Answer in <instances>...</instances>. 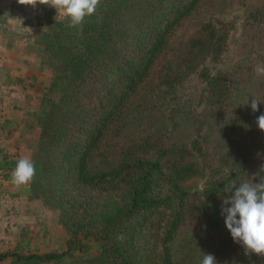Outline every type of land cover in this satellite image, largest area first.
I'll use <instances>...</instances> for the list:
<instances>
[{"label": "trees", "instance_id": "1", "mask_svg": "<svg viewBox=\"0 0 264 264\" xmlns=\"http://www.w3.org/2000/svg\"><path fill=\"white\" fill-rule=\"evenodd\" d=\"M198 2L100 0L95 13L76 27L51 6L37 4L33 44L36 63L50 74L48 82L24 115L0 117V132L12 138L22 124L32 130L28 149L36 174L11 195L26 193L52 207L66 235L57 249L0 251V261L201 264L204 254H212L217 264H264V255L246 256L226 226L217 243L189 236L173 246L179 226L202 210L187 187L203 176L194 159L203 153L198 139L165 146L162 136L150 135L126 146L117 163L98 171L88 168L111 125L127 120L132 95ZM228 39L222 20L200 23L170 49L173 55L158 68L157 86L172 91L199 70L208 108L228 124L248 157L264 149V132L251 107L233 100L225 71L212 74L205 65L222 60ZM255 59L256 66L264 65V52H256ZM17 144L14 150L0 146V176L9 182L21 158ZM260 170L258 175H264ZM229 183L222 168H213L202 181L201 196L215 201ZM120 235L123 240L117 239Z\"/></svg>", "mask_w": 264, "mask_h": 264}, {"label": "rangeland", "instance_id": "2", "mask_svg": "<svg viewBox=\"0 0 264 264\" xmlns=\"http://www.w3.org/2000/svg\"><path fill=\"white\" fill-rule=\"evenodd\" d=\"M52 8L55 15H64L62 10ZM35 15L36 7L20 5L17 0H0L1 118L24 115L48 82L50 74L36 63ZM214 19L222 20L229 27L228 48L221 61L210 60L205 65L212 74L225 71L235 102L250 106L254 97L259 101L258 111L254 112L256 119L264 114V76L255 72L256 52H264V0H199L194 11L169 38L168 48L159 55L150 75L132 95L127 120L111 125L99 143L95 158L88 163L91 171L115 164L126 146L150 135L162 136L165 146L198 139L203 153L194 159L200 164L203 176L190 180L187 187L202 210L199 216H188L179 226L173 246L183 237L217 243L224 236L221 206L231 193L223 191L215 201L201 196L202 181L211 169L222 168L231 183L238 186L252 182L253 174L258 175L264 165V149L252 156H243L240 139L230 132L222 117L208 108V90L198 75L199 70L172 91L157 86L158 68L173 55L170 49L192 34L200 23ZM31 133L27 124H22L12 138L3 137L0 132V146L14 150L13 146L18 143L20 157H29ZM17 189L0 176V251L59 248L66 234L57 213L26 193L11 195ZM27 238L29 244L24 246L21 241ZM0 264H10L9 259Z\"/></svg>", "mask_w": 264, "mask_h": 264}, {"label": "clouds", "instance_id": "3", "mask_svg": "<svg viewBox=\"0 0 264 264\" xmlns=\"http://www.w3.org/2000/svg\"><path fill=\"white\" fill-rule=\"evenodd\" d=\"M99 2L100 0H17L18 4L33 8L37 4H42L62 10L69 19V27L80 25L86 16L94 14ZM255 72L258 76H264V65H257ZM258 103L259 101L253 97L250 104L253 112L258 111ZM256 124L259 130L264 132V114L256 119ZM260 171L264 173V166ZM35 174L34 161L29 157H23L12 170L11 182L20 187L31 182ZM256 179L259 182L253 183ZM251 181L238 186L234 183L226 185L224 193L231 195L224 199L221 206L225 226L233 241L243 247L246 256L264 255V175L253 174ZM117 239L123 240L124 237L120 235ZM201 264H217V261L212 254H204Z\"/></svg>", "mask_w": 264, "mask_h": 264}]
</instances>
